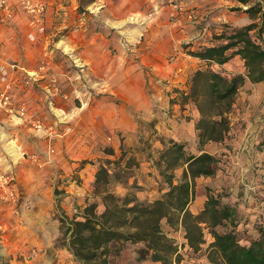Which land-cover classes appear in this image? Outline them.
Segmentation results:
<instances>
[{"label": "crops", "instance_id": "obj_1", "mask_svg": "<svg viewBox=\"0 0 264 264\" xmlns=\"http://www.w3.org/2000/svg\"><path fill=\"white\" fill-rule=\"evenodd\" d=\"M43 1L48 5L47 26L53 27V34L48 36L52 37L56 31L67 28L68 32L55 42L54 48L45 50L30 46L22 50L21 53L25 54L24 61H28L26 65L16 58L17 48L15 51L13 49L11 57L2 60L0 64V74L5 73L7 65L11 63L18 65L19 73L23 68L37 74L40 66L46 64L47 72L32 82L25 101L31 111L38 113L46 123L55 125L59 133L55 138H49L34 131L17 117L0 115V162L5 170L14 175L20 191H23V187L26 194H31V182L34 181V173L31 171H34V167L38 168L31 154L38 155L39 163H46L48 158L54 161L51 175L60 171L63 179L61 186L66 190L60 204L54 205L56 202L53 204V191L49 196V189L43 190L40 187V183L45 180L51 179L53 182L52 176L45 180L39 177L38 194H34L42 204L25 208L22 217H17L20 222L17 226L25 233L20 239L22 248L19 252L27 255V246L45 250L31 264H52L47 251L62 236L59 216L62 213L73 216L76 207L83 208L94 201L92 185L99 164H80L87 158L105 156L104 158L116 159L124 155L127 161L133 159L138 165L132 168L128 184H117L114 190L124 196L135 183L142 187L140 190L132 189L136 195L141 200L152 201L159 199L162 192L159 189L160 174L149 155L164 147L161 138L185 144L186 151L191 154L208 152L219 157L221 169L216 176L197 178L196 198L190 205L194 213H199L204 208L208 189L210 193L217 195L223 188L242 182L243 179L238 181L239 177L259 178L261 187L264 188V152L257 148L264 138V106L260 108L264 102V83L254 84L247 80L236 95L240 96L234 105L238 107L237 112L239 108L245 109L246 100L258 106L252 115L246 114L244 129H232L230 137H226L223 142L201 143L196 128L201 115L196 105L191 102L183 103L182 98L177 95L168 97L167 91L170 89L165 88L163 82L171 80L175 83L180 79L188 83H183L184 86L180 89L187 90L194 73L209 65L195 57L182 58L186 55L180 50L182 44H217L209 36L222 33L226 28H241L252 22L246 12L229 10L232 7L245 9L247 5L238 0H96L92 11L96 13L100 8V17H108L112 29L123 23L132 25L135 18H138L140 25L147 23V26H140V29L152 27L151 30H146V34L141 30L137 33L124 30V36L121 37L117 30L102 34L89 33L86 26L82 29L83 25L81 28L71 27V15L80 0ZM209 14L211 22L220 24L221 27L210 28L209 31L204 29L202 32L198 27L200 28L204 15ZM22 22H27L28 26L30 24L28 16L20 7L15 11L14 25L0 22V39L5 42L0 48V58L3 53L6 56L5 53L9 50L6 46L11 31ZM30 40L33 41L32 38ZM174 51H178L180 58L174 63H168L166 57ZM32 53L37 55L36 62H29ZM55 53L64 54V61L56 59ZM211 67L229 78L237 74L245 76L247 73L240 56H235L224 65L213 64ZM56 86L59 91L55 89ZM249 90L251 92L247 94L246 91ZM235 119L238 120L237 117ZM147 127H150L149 131ZM10 147H15L14 155L10 153ZM52 148L55 154L52 153ZM111 149L114 150L113 156L105 153ZM237 149L239 153L243 150L240 157L234 156ZM250 151L251 154L256 152L257 160L250 157ZM224 153L227 155H223ZM48 167L43 172H50ZM233 170L237 171L235 176L232 175ZM183 171V167L176 171L178 179ZM75 178L82 180L80 185L75 184ZM242 199L246 200L239 193L236 197L232 195L225 199V202L230 201L237 209L236 223L239 230L244 225L245 211L256 210H246ZM102 210L103 206H100V211ZM0 227L10 228L2 223ZM55 252L73 260L66 248L60 247ZM11 263L23 264L15 260Z\"/></svg>", "mask_w": 264, "mask_h": 264}, {"label": "trees", "instance_id": "obj_2", "mask_svg": "<svg viewBox=\"0 0 264 264\" xmlns=\"http://www.w3.org/2000/svg\"><path fill=\"white\" fill-rule=\"evenodd\" d=\"M238 1L248 6L245 12L252 18L250 24L214 34L211 40L217 42L215 45L195 50L190 49L193 44L184 46L191 56L209 65L194 73L189 93H181L183 103L193 102L200 112L196 128L201 143L223 142L230 130L227 114L240 87L247 80L264 83V4ZM235 56L244 61L245 76L229 78L211 67L224 65ZM160 140L164 147L156 155L150 153L149 158L160 174L161 197L141 200L132 189L142 187L135 183L124 196L116 193L114 186L127 185L137 163L124 161V155L103 161L92 185L94 201L76 207L73 216L61 217L59 246L66 248L77 264H113L130 247H135L137 264H183L184 253L172 237L182 229L186 239L182 249L186 247V253L193 255L207 244L204 256L210 264H264V225L256 227L257 237L241 232L236 207L225 202L231 197L226 191L217 195L208 192L199 213L190 209L196 198L197 178L216 176L221 159L208 152L188 153L185 144L172 139ZM257 148L264 152V138ZM109 154L113 156L114 150ZM182 167L178 179L176 171ZM208 235L212 239L209 243Z\"/></svg>", "mask_w": 264, "mask_h": 264}, {"label": "rangeland", "instance_id": "obj_3", "mask_svg": "<svg viewBox=\"0 0 264 264\" xmlns=\"http://www.w3.org/2000/svg\"><path fill=\"white\" fill-rule=\"evenodd\" d=\"M154 1H171V0H154ZM183 1H190V0H183ZM251 3H254L255 1H264V0H250ZM96 2V0H84L83 3H81V0L79 1V5L78 7H76V9L73 10V15H71V19L72 24L71 27H77V28H81L82 29L87 28V32L91 33V32H99L102 34H109L111 32H114V30L118 31V34L122 37L124 36V30H130L133 33H137L138 31H143L144 34H146V30H151L152 27H147V29H140L142 26H147V23L145 25H140L138 24V18L136 20V18L134 19V21H132V25H127V23H123V24H119L118 27L112 29L110 27V22H109V18L108 20L106 18H101L100 14H101V10L99 8V10H97V12L95 13L94 10V6L92 7L93 3ZM238 4V2H237ZM264 4V3H263ZM248 8V7H247ZM245 8V9H247ZM235 9H238V11L240 12H245V9L243 7H232L229 10L230 11H236ZM95 13V14H94ZM96 14H98V16H96ZM249 15V14H248ZM81 16V17H80ZM210 16L209 15H204L202 24H200V28L198 27L199 30H202V32L204 31V29H207L208 31L210 30V28H220L221 25L216 24L211 22L210 20ZM74 17L76 20H74ZM250 19L251 16H249ZM85 19V20H84ZM14 25V24H13ZM141 26V27H140ZM13 27V26H12ZM29 28L27 22L24 24V22L20 23V25L18 24V26L16 25V27L11 31V34L9 36V41L6 47L9 48V50L5 53L6 54V58L11 57L12 53H14L15 48L17 51V57L18 61H24L25 60V54L24 52H22V50L27 49L30 46H33L35 48H39V49H50V48H54L55 46V42H57L58 40H60L62 38V36L68 32V28L65 30H61V31H56L55 35H53L52 37H49L48 34L52 33L53 27L50 28L49 26H47V23H45L44 27H43V34L40 37V42H36L35 39H33L31 36L28 35V29ZM20 29V30H19ZM21 31V32H19ZM220 33V32H217ZM53 34V33H52ZM208 34V33H206ZM214 35V34H213ZM212 36H209V38L212 39ZM28 37V39H27ZM144 37V36H143ZM33 39V41H31L30 39ZM203 39V38H202ZM204 40V39H203ZM133 41V40H130ZM60 44V43H59ZM193 44L192 42L190 43H183L182 47H181V51L186 54L184 55L182 58H188L187 56H191L188 52V50H186L184 48V46ZM61 45H63L61 43ZM133 45V44H132ZM199 47V45L193 44V47H191V50H195ZM14 49V51H13ZM13 51V52H11ZM19 52V53H18ZM178 51H174L173 54L169 55L166 57V61L168 63H174L176 61L179 60L180 58V54H177ZM56 59H58L59 61H62L64 59V54L63 55H59L56 54ZM24 56V57H23ZM193 57V56H191ZM37 58V55L35 53H32L30 55V60L35 61ZM190 61L191 58L189 57ZM64 61V60H63ZM28 62V61H27ZM26 61L23 62V65H26L27 63ZM36 62V61H35ZM19 64V63H18ZM21 65V64H20ZM46 64L41 65L40 68L45 67ZM39 68V74L44 75L47 70L46 68L44 70H41ZM203 69V68H202ZM19 71V69H18ZM22 71V72H21ZM17 76L21 77L20 79H22V82L24 81V77L27 75L24 70H21ZM22 75V76H21ZM39 75V76H42ZM175 79V78H174ZM192 79V78H191ZM178 81L173 83L171 80H166L163 81L165 88H169L170 90L167 91L168 97L170 95H177L178 97L181 98V93H189L190 91V87L186 90V89H180L181 86H184L183 83H185L186 85H188L187 82H184L183 80L181 81L180 79H177ZM189 83L191 85V80H189ZM32 82L30 84L27 85V87L29 88L31 86ZM61 89V88H60ZM251 91H246L247 94H249ZM176 96V97H177ZM167 97V98H168ZM235 97L234 100V104H233V108L231 110V112L229 114H227V118L230 121V130L227 133L226 137H230V134L232 132V129H237L240 128L241 130L244 129L245 123H246V114L247 116L252 115L253 112L255 111V108H257L258 106H255L254 103H252V101L250 100H246L244 102L245 105V109L239 108V112H237L236 110H238V107H234L235 104H237V99L239 98ZM171 101H173V98H170ZM188 103V102H185ZM193 103V102H191ZM243 105V104H241ZM264 106V102L261 104V109ZM197 107V106H196ZM242 107V106H240ZM198 109V108H197ZM169 110V109H167ZM249 113V114H248ZM237 117L238 120H236L235 118ZM263 118V122H264V116H262ZM150 127H147V131H149ZM74 132H72L73 134ZM110 150H106L105 153L109 154ZM188 152V151H187ZM241 153H239V150L237 149L236 153L234 156H239V154H242L243 150H240ZM246 152V151H245ZM53 154H55V151L52 152ZM29 154V153H28ZM52 154V155H53ZM98 155V153H96ZM100 154V153H99ZM251 154V151H250ZM154 155H156V153L154 152ZM223 155H227L226 153H224ZM30 156H35L36 157V163L38 165V168L34 167V171H31L33 174V178L34 181L31 182L32 184V190L29 191L31 192V194H26V190L22 187V192L24 194H22V199L20 201V203L17 206H11L9 203H7L4 199H2V197L0 196V223L4 224L5 226H10V228H1L0 227V264H13L11 263V261H16L18 263H23V264H31L30 262L33 261L35 259V257H37L38 254L45 252V250H40L39 247L34 246H27V255H22L19 251L22 248V244L20 242V239L24 236V232L17 226L18 220L17 217H22L23 211L25 210V208H29L31 207V205L33 204H42V202H38V198L36 197L35 194L37 193V190L39 188V182H37L39 180V177H43L42 180H45L47 177L52 176V180L48 181L45 180V182L43 181L42 183H40V187L43 190H48L49 192L47 195H51V192L53 191L54 194V201L53 204H60V202L63 200V196L66 194V190L64 188H62V181L63 179L60 177L61 172H57V174L55 175V173L53 175H51L52 171H54V164H53V160L48 158L46 163H39V157L37 154H31ZM254 157V160H257V154L252 153L250 155V157ZM105 156L101 157V158H87L85 160H83L80 164H101V162L106 161L108 159L114 160V158L112 157H106ZM28 160V157H25ZM34 159V158H33ZM117 159V158H116ZM52 160V161H51ZM126 162L127 159L125 158ZM228 161V160H227ZM138 165V164H137ZM49 166V167H48ZM98 166V167H99ZM50 168V172L46 173L43 172L45 171L46 168ZM230 167V166H229ZM232 168V167H231ZM134 171V170H133ZM132 172V170H131ZM232 175H236L237 171H232ZM55 175V176H54ZM178 175V174H177ZM228 176H230V174H227ZM242 176V175H240ZM181 177V175H180ZM242 182H235L234 184H231V186H228V188H223L224 191H226L229 195H233L236 197V194H240L242 196L245 197L246 200L242 202H244L243 207L248 210L249 208H256L255 212L253 211H245V215L243 216V226L241 227V232L246 233V236H252V237H257L258 234L256 232V227L259 225H264V188L261 187L262 183L259 182V178L255 179L252 177H244L238 178L239 180H242ZM73 181H75L76 185H80L82 180L80 179H73ZM61 187V188H60ZM210 189L207 190V193L209 192ZM35 193V194H34ZM225 193V192H224ZM251 201V202H250ZM44 205H47L46 202H43ZM254 204V207H251L252 204ZM60 206V205H59ZM75 213V212H74ZM64 215H66L65 213H62L59 216V219H61V217H63ZM246 215L247 218H246ZM246 225H249L248 227H245ZM172 237H174L177 241L178 244H180L183 241V237H184V232L182 231V229L173 232ZM62 238V236H61ZM60 239L57 240L56 245L52 248H48L47 250V256L50 257L52 264H76L72 259L68 258V257H64L61 256L60 252L59 254H56L55 250H59L60 248ZM185 238V237H184ZM211 237L208 235L207 236V241L208 243L211 241ZM244 244H248V242L245 240L243 242ZM28 245V244H27ZM203 251H201L200 253H195V254H187L186 251L184 249H182V253H184V259H183V264H210L208 262V260L206 259V257L204 256L206 253V249H207V244L203 246ZM72 263H71V262ZM113 264H137L136 263V251L134 247H130L128 250H126L122 256H120L119 258H116L113 260ZM142 264H153L151 262H146V263H142Z\"/></svg>", "mask_w": 264, "mask_h": 264}, {"label": "built area", "instance_id": "obj_4", "mask_svg": "<svg viewBox=\"0 0 264 264\" xmlns=\"http://www.w3.org/2000/svg\"><path fill=\"white\" fill-rule=\"evenodd\" d=\"M21 8L29 18L28 35L31 36L36 42H40V37L43 34V27L46 23V17L48 12V5L43 0H0V22L8 25H13L15 22V11ZM5 42L0 39V48L3 47ZM4 53L0 58V64L2 60H5ZM18 65L16 63L8 64L6 72L0 74V115L4 114L8 118L17 117L21 121L25 122L29 127L38 133H43L49 138H55L58 136L56 126L46 123L45 120L39 116L38 113L30 110L26 104L25 97L28 95L27 85L31 82H35L41 76L36 72H28L23 79L17 76ZM44 70L45 67L40 68ZM55 82V81H54ZM59 91V87H55ZM65 98L66 95L64 96ZM52 152L54 149L52 148ZM36 159L35 156H33ZM0 196L11 206H17L22 199V192L16 185L14 175L5 170L0 162ZM186 244V239L183 237V241L179 244L180 251L182 245ZM186 250V247L184 248Z\"/></svg>", "mask_w": 264, "mask_h": 264}, {"label": "bare ground", "instance_id": "obj_5", "mask_svg": "<svg viewBox=\"0 0 264 264\" xmlns=\"http://www.w3.org/2000/svg\"><path fill=\"white\" fill-rule=\"evenodd\" d=\"M9 151L12 155L16 153L15 147H10Z\"/></svg>", "mask_w": 264, "mask_h": 264}]
</instances>
